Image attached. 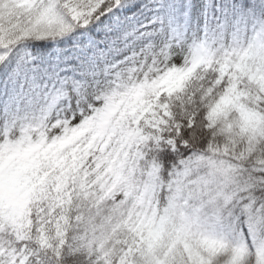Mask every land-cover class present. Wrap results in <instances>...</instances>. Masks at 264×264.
<instances>
[{
    "label": "snow or ice",
    "instance_id": "obj_1",
    "mask_svg": "<svg viewBox=\"0 0 264 264\" xmlns=\"http://www.w3.org/2000/svg\"><path fill=\"white\" fill-rule=\"evenodd\" d=\"M0 264H264V0H0Z\"/></svg>",
    "mask_w": 264,
    "mask_h": 264
}]
</instances>
